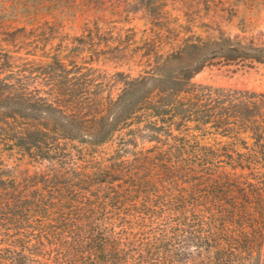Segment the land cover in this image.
I'll return each instance as SVG.
<instances>
[{
  "label": "trees",
  "instance_id": "trees-1",
  "mask_svg": "<svg viewBox=\"0 0 264 264\" xmlns=\"http://www.w3.org/2000/svg\"><path fill=\"white\" fill-rule=\"evenodd\" d=\"M226 43L231 56L264 58V47ZM3 57L2 70L18 60L8 52ZM196 60L198 70L202 60ZM190 79L131 81L115 115L89 121L40 97L30 89L29 76L10 71L0 78V150L50 163L46 172L20 181L0 172V246L8 242L2 239L5 230H13L22 264H62L64 254L67 264H264V94L194 85ZM139 112L154 118L146 127L151 141L173 139L172 153L153 150L157 160L189 155V141L170 135L174 128L194 124L202 133L195 141L196 166L187 174L188 182L190 176L196 182L159 202L129 178L111 191L119 204L131 197L139 202L125 209L98 197L91 203L87 190L72 181L82 177L72 160V150L82 148L72 143L101 146Z\"/></svg>",
  "mask_w": 264,
  "mask_h": 264
},
{
  "label": "rangeland",
  "instance_id": "rangeland-1",
  "mask_svg": "<svg viewBox=\"0 0 264 264\" xmlns=\"http://www.w3.org/2000/svg\"><path fill=\"white\" fill-rule=\"evenodd\" d=\"M228 40L264 47V0H0V63L5 52L18 59L0 68V78L10 71L31 77L30 89L83 120L115 115L116 102L136 79L187 75L194 85L264 94V58L231 56ZM66 90L76 96H58ZM149 121L154 118L139 112L101 146L72 143L82 148L72 150V160L83 178L71 179L87 190L91 203L98 197L125 209L139 202L130 196L119 204L111 191L126 186L129 178L159 202L196 182L191 176L188 182L187 174L196 166L195 141L202 133L194 124L174 128L170 135L189 141V155L157 160L153 150L172 153L173 139L163 136L162 145L151 141ZM49 167L16 150H0V172L17 181ZM5 235L3 264H22L16 232L5 230ZM64 256L67 264L70 258ZM133 257L126 258L137 260Z\"/></svg>",
  "mask_w": 264,
  "mask_h": 264
}]
</instances>
